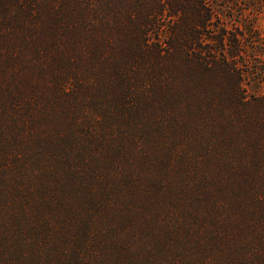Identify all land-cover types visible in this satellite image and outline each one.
Segmentation results:
<instances>
[{
  "label": "trees",
  "instance_id": "1",
  "mask_svg": "<svg viewBox=\"0 0 264 264\" xmlns=\"http://www.w3.org/2000/svg\"><path fill=\"white\" fill-rule=\"evenodd\" d=\"M248 39L211 0H0V264H264Z\"/></svg>",
  "mask_w": 264,
  "mask_h": 264
},
{
  "label": "rangeland",
  "instance_id": "2",
  "mask_svg": "<svg viewBox=\"0 0 264 264\" xmlns=\"http://www.w3.org/2000/svg\"><path fill=\"white\" fill-rule=\"evenodd\" d=\"M211 3L215 5L228 27L246 32L249 43L257 51H262L263 55L258 56L257 61L252 59V62L254 67L264 68V7L261 11L251 8V4L256 3V0H211ZM258 75H249L244 81L249 97L264 96V74Z\"/></svg>",
  "mask_w": 264,
  "mask_h": 264
}]
</instances>
